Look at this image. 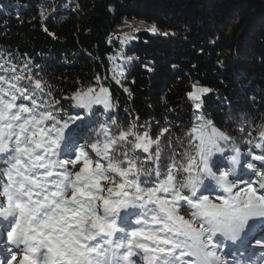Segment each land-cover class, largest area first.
I'll return each instance as SVG.
<instances>
[{"label": "snow or ice", "instance_id": "1", "mask_svg": "<svg viewBox=\"0 0 264 264\" xmlns=\"http://www.w3.org/2000/svg\"><path fill=\"white\" fill-rule=\"evenodd\" d=\"M0 71V264H264V126L246 153L202 116L168 152V128L97 121L83 139L114 107L99 78L65 110L46 81ZM192 88L199 111L211 89Z\"/></svg>", "mask_w": 264, "mask_h": 264}, {"label": "trees", "instance_id": "2", "mask_svg": "<svg viewBox=\"0 0 264 264\" xmlns=\"http://www.w3.org/2000/svg\"><path fill=\"white\" fill-rule=\"evenodd\" d=\"M125 19L157 31L124 38L115 29ZM5 61L46 81L65 110L71 101L62 97L99 78L114 107L86 122L83 139H95L97 121L113 132L135 123L153 139L168 128L160 140L168 152V140L184 138L202 116L246 153L264 126V0H0ZM195 83L211 89L199 111L187 97Z\"/></svg>", "mask_w": 264, "mask_h": 264}, {"label": "rangeland", "instance_id": "3", "mask_svg": "<svg viewBox=\"0 0 264 264\" xmlns=\"http://www.w3.org/2000/svg\"><path fill=\"white\" fill-rule=\"evenodd\" d=\"M155 26L154 23L152 22H146V21H142V20H134V19H125L121 25L117 26L116 29H115V32H121L123 37L124 38H128L130 37L131 35L135 34L136 32L138 31H148L150 33H153L152 31H150V29ZM121 65H118V69L116 68V71H120V68ZM193 85H196V87H201L199 84L195 83ZM191 91H193V88H191ZM188 97V95H187ZM189 99V98H188ZM190 100V99H189ZM194 106V102L192 100H190ZM200 102V101H199ZM102 107V106H100ZM195 109V108H194ZM197 111V110H196ZM77 170V169H74V171ZM181 215H183L186 219L187 218H190V214L189 212H186V211H182L181 212ZM260 233L259 231L257 232V237L256 238H260L262 234ZM254 241V240H253ZM256 249H257V252H259V247L256 246ZM18 260H19V257H18Z\"/></svg>", "mask_w": 264, "mask_h": 264}]
</instances>
